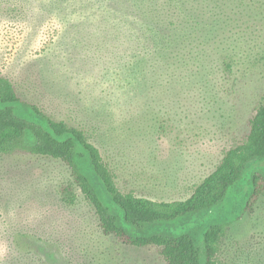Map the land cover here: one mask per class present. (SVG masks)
<instances>
[{"label": "rangeland", "instance_id": "rangeland-1", "mask_svg": "<svg viewBox=\"0 0 264 264\" xmlns=\"http://www.w3.org/2000/svg\"><path fill=\"white\" fill-rule=\"evenodd\" d=\"M160 1L179 6L0 0V76L82 129L122 192L184 201L248 134L264 93V0H181L187 16L172 13L170 36L185 44L134 51L137 30L153 35ZM66 184L74 205L61 200ZM0 264L167 263L155 247L105 235L62 161L16 153L0 155ZM218 264H264V194L228 229Z\"/></svg>", "mask_w": 264, "mask_h": 264}, {"label": "trees", "instance_id": "trees-1", "mask_svg": "<svg viewBox=\"0 0 264 264\" xmlns=\"http://www.w3.org/2000/svg\"><path fill=\"white\" fill-rule=\"evenodd\" d=\"M172 3L165 8L159 2L152 14L158 21L151 27L153 35L142 36L137 30L132 39L134 51L185 44L175 38L178 35L170 36L175 26L172 13L177 19L187 16L185 2L178 0L177 7ZM187 30L188 26L180 31ZM225 68L231 72L232 64L226 62ZM16 153L50 157L68 166L73 184L95 208L105 235L128 246L155 247L167 264H218L228 229L252 213L264 194V93L245 140L227 150L217 168L184 201H154L122 192L99 149L82 129L53 120L0 76V155ZM60 195L65 204H75L72 184L63 185ZM198 234L202 235L201 246L196 241Z\"/></svg>", "mask_w": 264, "mask_h": 264}]
</instances>
